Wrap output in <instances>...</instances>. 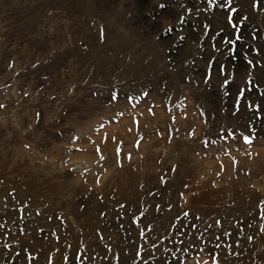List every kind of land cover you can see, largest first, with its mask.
Returning <instances> with one entry per match:
<instances>
[{"label":"rangeland","instance_id":"obj_1","mask_svg":"<svg viewBox=\"0 0 264 264\" xmlns=\"http://www.w3.org/2000/svg\"><path fill=\"white\" fill-rule=\"evenodd\" d=\"M0 264H264V0H0Z\"/></svg>","mask_w":264,"mask_h":264}]
</instances>
